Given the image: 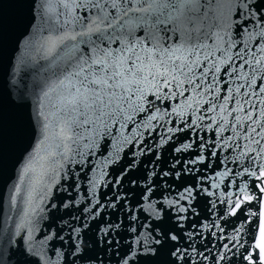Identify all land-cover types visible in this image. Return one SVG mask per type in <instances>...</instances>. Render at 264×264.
<instances>
[{"label": "snow or ice", "instance_id": "obj_1", "mask_svg": "<svg viewBox=\"0 0 264 264\" xmlns=\"http://www.w3.org/2000/svg\"><path fill=\"white\" fill-rule=\"evenodd\" d=\"M31 10L7 79L8 99L27 113L19 131L32 134L4 194L9 208L19 201L17 215L27 217L51 185L63 180L58 190L66 191L71 180L81 195L86 182L83 212L95 218L108 208L117 221L124 214L133 234L124 264H264V0H31ZM4 104L0 87V133ZM161 121L163 137L153 125ZM177 133L184 134L182 146L173 150L195 155L184 163L177 158L159 178L199 172L194 183L172 197L165 181L158 198H148L154 186L145 185L146 208L140 201L129 207L130 198L120 194L92 204L96 180L88 173L97 153L105 163L113 156L119 161L127 145V175L145 151L159 160L161 144ZM213 179L224 183L230 199L212 191L221 188ZM213 195L225 206L223 226L215 219L205 224L193 203ZM253 202L259 211L247 207ZM207 204L211 217L216 201ZM13 229L5 230L0 215V264H29L27 220ZM115 239L105 242L111 247ZM53 253L55 259L44 253L41 264H58L61 253ZM68 256L67 264L100 259L75 241Z\"/></svg>", "mask_w": 264, "mask_h": 264}, {"label": "water", "instance_id": "obj_2", "mask_svg": "<svg viewBox=\"0 0 264 264\" xmlns=\"http://www.w3.org/2000/svg\"><path fill=\"white\" fill-rule=\"evenodd\" d=\"M167 120V117L165 118ZM164 121H161L157 126V122H153L156 131L161 133V137L164 136ZM169 127L172 125L169 124ZM156 131L152 132V139H157ZM145 137H148L146 132ZM183 135L177 133L171 140L167 143H162L159 148V160H154V156L157 153H147L145 151L144 155H138L136 166L128 171L127 175H124L122 169L129 164L131 156L129 155L131 149L127 145L124 146L125 150L121 152V159L116 161V157L113 156L111 160L107 163L104 162V156L97 153L96 159L93 160L95 167L91 165L92 171L89 172V176L95 178L96 188L95 195L92 196V204L96 205L99 201L100 204L105 203V196L115 199V194H120L122 197L127 195L129 199V207L137 205L140 201L144 207H147V199H142L145 195V185L151 184L154 186L152 192L147 193L148 198L156 197L158 198L163 187L171 185V195L175 197L176 194L182 190L183 187H187L194 183L195 177L199 176V172L184 173L181 172L179 179H174L172 176L159 178V171H170L171 164L175 162L177 158H180L181 163L186 162L191 159L195 153L191 150L185 152H175L173 149L182 146ZM179 137V138H178ZM147 142V140L145 141ZM139 152V149H137ZM115 161V162H114ZM197 168L202 167L201 165H196ZM215 164L213 168H215ZM179 168V164H177ZM156 172L157 175L153 176L152 173ZM71 175V173H69ZM208 175L211 177L212 172L209 170ZM84 173H81V178H83ZM122 177V178H121ZM148 177V179H145ZM118 178L120 179V184L116 185L115 193L113 191V185L116 184ZM133 181L135 183H133ZM167 181V185H165ZM211 183H221L219 180L213 179ZM65 184V181L60 180L59 183H55L50 186L47 191L43 201L37 196L31 207L35 208L34 212H30L27 217L21 214L17 215V210L20 208L19 201L16 205L11 206L7 203L5 198L2 207H0V215L5 223V230L10 231L13 229V224L17 222H24L27 220V231L31 236V240H27L26 243L29 247V264H41L44 259V253H47L48 257L55 259L53 249L56 252L61 253L60 260L58 264H67V261L71 259L68 256V252L72 249L73 243H75L84 248L88 246L92 249V254H99L100 259L95 261L94 264H124L121 257L128 252V244L133 242V234L126 230V221L124 220V214L120 213V221H117L116 213L111 209L103 208L100 210L99 214L93 218L91 215L83 212L82 210L88 206L85 200L86 193V182L81 183L79 186V192L81 195H77V191H74L71 187L72 181H67V190L61 189V186ZM163 186V187H162ZM233 191L235 188L233 186ZM213 192H217V195L221 199H230L223 194L227 193L228 189L221 183V188L219 190L212 189ZM217 195L211 197L208 196H197L196 200L193 202L194 206L197 207V211L200 212L201 216L204 218V223L208 224L212 219L216 220L218 225L223 226L224 220L219 219V214L225 207L220 203V199H217ZM211 199L216 201V212L209 216L207 201ZM79 200L80 203L74 206V201ZM123 198L120 203H123ZM64 203H68L69 206L65 208ZM39 207H36V206ZM55 205V207H52ZM98 206V205H97ZM28 208V205H24ZM252 211H259L256 206V202L247 205ZM119 209V204L117 205ZM239 215V213H238ZM87 216V226L83 227L85 217ZM142 218V217H141ZM251 219H255L252 217ZM230 223L235 222V217H228ZM113 223H119L120 227L118 229H110L109 225ZM185 227L187 225L185 224ZM138 228V226H137ZM73 229H79L75 234ZM105 229H109L110 235L105 232ZM204 235L208 236V229H204ZM217 235H219V229H217ZM112 236H115V240L112 241V246L109 247L106 240H111ZM71 237V238H70ZM251 236L249 235V240ZM119 241L117 244L116 242ZM99 242V243H98ZM207 243V239L205 240ZM18 244V241H17ZM107 249V252L104 251ZM10 255V253H9ZM7 264H14V261H7ZM83 264V262H80Z\"/></svg>", "mask_w": 264, "mask_h": 264}]
</instances>
